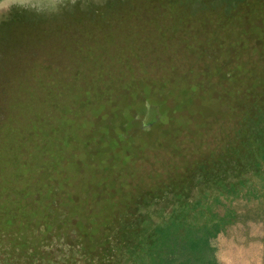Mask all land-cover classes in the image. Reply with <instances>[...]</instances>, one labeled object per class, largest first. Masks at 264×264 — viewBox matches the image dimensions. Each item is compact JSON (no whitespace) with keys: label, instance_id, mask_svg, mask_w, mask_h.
Masks as SVG:
<instances>
[{"label":"rangeland","instance_id":"obj_1","mask_svg":"<svg viewBox=\"0 0 264 264\" xmlns=\"http://www.w3.org/2000/svg\"><path fill=\"white\" fill-rule=\"evenodd\" d=\"M0 264H264V0L0 7Z\"/></svg>","mask_w":264,"mask_h":264},{"label":"clouds","instance_id":"obj_2","mask_svg":"<svg viewBox=\"0 0 264 264\" xmlns=\"http://www.w3.org/2000/svg\"><path fill=\"white\" fill-rule=\"evenodd\" d=\"M27 0H0V7H6L11 5L24 6Z\"/></svg>","mask_w":264,"mask_h":264}]
</instances>
